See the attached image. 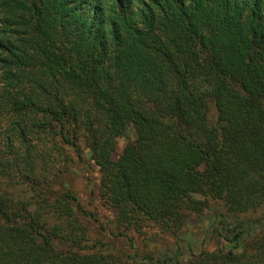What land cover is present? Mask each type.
Masks as SVG:
<instances>
[{
	"label": "trees",
	"instance_id": "obj_1",
	"mask_svg": "<svg viewBox=\"0 0 264 264\" xmlns=\"http://www.w3.org/2000/svg\"><path fill=\"white\" fill-rule=\"evenodd\" d=\"M0 264H264V0H0Z\"/></svg>",
	"mask_w": 264,
	"mask_h": 264
},
{
	"label": "rangeland",
	"instance_id": "obj_2",
	"mask_svg": "<svg viewBox=\"0 0 264 264\" xmlns=\"http://www.w3.org/2000/svg\"><path fill=\"white\" fill-rule=\"evenodd\" d=\"M134 138V133L131 128L127 132L117 139V146L114 155L121 152L126 143ZM62 179L66 182L69 187L75 192L80 200V203L86 211L92 212L94 218L90 219V225L94 230L95 235H98L100 225L107 223L112 218L111 212L102 203L100 198L95 192V188L99 181L98 168L89 159V151H84V162L78 161L77 159L69 164L65 173H63ZM217 211V207L214 210L206 211L200 215H192L186 226V234L183 236L185 242L182 246V258L187 259L191 252L199 251L203 246L212 248L215 240H208L203 244V238L206 236V231L209 229V223L212 220V214ZM216 238V237H215ZM107 239V238H105ZM140 239H137V244L142 248ZM120 243H118L119 245ZM161 250L173 249L172 241L165 244H159ZM149 249L152 246H148ZM222 247L228 248L230 244L227 242L222 243Z\"/></svg>",
	"mask_w": 264,
	"mask_h": 264
}]
</instances>
